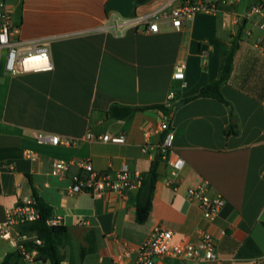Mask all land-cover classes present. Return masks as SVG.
I'll return each mask as SVG.
<instances>
[{"label": "crops", "instance_id": "1", "mask_svg": "<svg viewBox=\"0 0 264 264\" xmlns=\"http://www.w3.org/2000/svg\"><path fill=\"white\" fill-rule=\"evenodd\" d=\"M257 3L228 2L216 14L193 15L181 30L163 19L159 32L150 33L133 21L159 8L169 11L180 0L140 6L133 0H4L13 38L43 39L54 68L15 75L1 70L0 223L23 197L36 196L61 216L66 229L57 240L65 256L61 264H133L136 250L158 226L192 242L201 232L214 234L217 259L204 264L264 263V11L250 13ZM242 23L233 69L221 88L230 106L208 97L181 102L221 78ZM181 67L184 78H173ZM115 104L177 106L170 126L185 165L174 176L160 157L144 224L135 219L140 189L124 198L65 193L80 171L77 163L86 159L97 171L128 167L143 178L151 172L165 136L160 130L165 116L149 109L116 119L109 115ZM232 123L238 132L227 136ZM36 131L76 143L40 145ZM89 131L123 135L125 142L87 140ZM26 150L37 153L36 161L24 157ZM55 161L75 164L58 178L50 173ZM203 183L209 195L225 200L213 221L186 198L188 188ZM16 252L11 241L0 238V264ZM9 264L26 262L13 256Z\"/></svg>", "mask_w": 264, "mask_h": 264}, {"label": "built area", "instance_id": "2", "mask_svg": "<svg viewBox=\"0 0 264 264\" xmlns=\"http://www.w3.org/2000/svg\"><path fill=\"white\" fill-rule=\"evenodd\" d=\"M235 1L238 0H180V4L169 11L159 8L147 16L138 17L133 23L144 26L146 32L157 33L159 32V21L168 19L176 30H181L184 23L193 15L216 14L220 5ZM262 11H264V0H259V3L251 8L250 13ZM13 35L10 14L4 8V1H0V73L2 69L13 75L29 71L53 70L50 51L43 39H14ZM173 78H184L182 67L173 75ZM160 130L165 133L161 145V156L171 167L172 174L177 176L183 169L185 161L174 149L175 133L167 120L161 122ZM34 136L40 145L70 148L76 143V139H69L50 132L36 131ZM85 139L111 143L125 142L123 135L117 137L107 134L95 135L90 131L86 133ZM24 157L30 161H36L37 153L33 150H26ZM74 164L71 161H55L50 166V173L55 177L63 178ZM77 166L80 168L79 173L71 177L65 189V193L69 196L84 193L93 198H100L105 194H115L124 198L130 191L139 190L143 186V176L139 172L130 171L128 167L120 170L97 171L88 159L80 161ZM208 192V183H203L188 188L186 198L200 208L206 220L213 221L223 209L225 200L220 195L211 196ZM38 219L39 210L35 206V199L23 197L17 205L5 212V220L0 223V238L11 241L26 264L47 263L38 260L36 250H28L26 247L28 243L41 245V240L32 234H24L20 231L21 226ZM46 222L49 226H62L61 216L58 215L52 214ZM225 234V230L219 231V235L224 236ZM216 239L217 237L211 232H201L198 240L192 242L185 235L177 236L173 231L158 226L136 250L133 264H168V261H174L177 264H204L214 261L217 259Z\"/></svg>", "mask_w": 264, "mask_h": 264}, {"label": "trees", "instance_id": "3", "mask_svg": "<svg viewBox=\"0 0 264 264\" xmlns=\"http://www.w3.org/2000/svg\"><path fill=\"white\" fill-rule=\"evenodd\" d=\"M4 1V0H0ZM150 0H133L135 6H140L148 3ZM242 28L243 23L240 25L239 32L235 38L232 40V46L230 53L226 57L225 60V67L223 74L220 79L215 80L214 82L206 85L200 91V93L193 98L185 99L181 102H189L190 100L198 97H208L216 99L224 103L227 106H230V103L226 101L223 97L221 88L228 82L229 77L231 75L233 69V61L234 55L239 48V42L242 35ZM176 105H170L169 107L164 105H153L148 107H143L140 109H136L133 107L121 106V105H113L109 110V115L116 119H125L133 115L137 110H149V109H156L162 112L165 116L166 120L169 122L172 119V114L176 109ZM232 117H234L233 112L231 111ZM235 123H232L228 129L226 130L225 134L235 135L237 134V128L235 127ZM156 167L157 163L153 164L151 169V173H153V184H152V191L150 199L147 201H143L141 199V191L145 184L146 177L144 178L143 186L139 191V194L136 199V210H135V219L137 223L144 224L148 221L151 210H152V195L155 188L156 182ZM35 206L39 210V219L33 223H29L20 227L21 233L24 234H32L41 240V245H35L32 243H28L26 245L28 250H36L38 252V260L49 262L50 264H61L65 256L62 253L61 249L57 244L58 237L61 234L66 232V229L63 226H49L47 224V219L52 215V208L41 198L35 196ZM13 256H19L18 252L16 253H8L1 264H9L10 260Z\"/></svg>", "mask_w": 264, "mask_h": 264}, {"label": "water", "instance_id": "4", "mask_svg": "<svg viewBox=\"0 0 264 264\" xmlns=\"http://www.w3.org/2000/svg\"><path fill=\"white\" fill-rule=\"evenodd\" d=\"M161 153H162V149L159 148L157 150L156 155H155L154 163L158 162V160L161 157ZM152 184H153V173L150 172L146 178L145 184H144L142 191H141V199L143 201H147L150 199L151 191H152Z\"/></svg>", "mask_w": 264, "mask_h": 264}]
</instances>
